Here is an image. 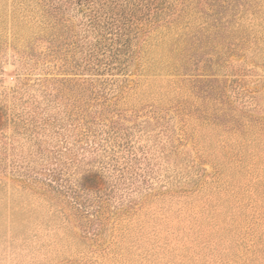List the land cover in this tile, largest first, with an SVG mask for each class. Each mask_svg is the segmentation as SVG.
I'll list each match as a JSON object with an SVG mask.
<instances>
[{
    "label": "rangeland",
    "instance_id": "374dc122",
    "mask_svg": "<svg viewBox=\"0 0 264 264\" xmlns=\"http://www.w3.org/2000/svg\"><path fill=\"white\" fill-rule=\"evenodd\" d=\"M0 264H264V0H0Z\"/></svg>",
    "mask_w": 264,
    "mask_h": 264
},
{
    "label": "trees",
    "instance_id": "16d2710c",
    "mask_svg": "<svg viewBox=\"0 0 264 264\" xmlns=\"http://www.w3.org/2000/svg\"><path fill=\"white\" fill-rule=\"evenodd\" d=\"M56 170H53L52 172V175L50 176V181H52V179H55L57 180V175H56ZM95 179V176L94 175H91V176H88V177H85V180H94ZM36 181V180H34ZM47 187L50 189V191L54 192L56 195L58 196H64L65 198H70L74 200H78L79 199H83V198H86L87 196H89L92 192H94L95 194H99L100 193V190H101V187L96 185V186H87V185H80V186H77L76 188H68L69 191H70V195L66 192V195H63L60 191H57L56 188H54L53 186H51V184H47ZM71 204V203H70ZM77 208V207H76ZM80 209V210H79ZM76 212L78 213V215L80 216H85L84 218L86 219H90L88 220V222H90V226H88V230L89 232L88 233H92L93 236H96L97 233H96V225H94V223H96L97 219H98V213L99 211L97 210H94L93 213H89V212H86L84 210H82L80 204H78V210H76Z\"/></svg>",
    "mask_w": 264,
    "mask_h": 264
}]
</instances>
